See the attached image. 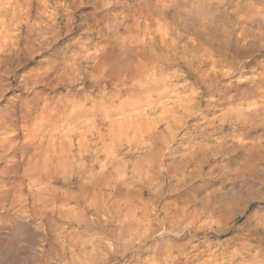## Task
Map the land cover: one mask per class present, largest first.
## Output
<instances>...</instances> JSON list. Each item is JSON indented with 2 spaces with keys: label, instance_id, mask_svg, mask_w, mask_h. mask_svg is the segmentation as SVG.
I'll return each instance as SVG.
<instances>
[{
  "label": "rangeland",
  "instance_id": "1",
  "mask_svg": "<svg viewBox=\"0 0 264 264\" xmlns=\"http://www.w3.org/2000/svg\"><path fill=\"white\" fill-rule=\"evenodd\" d=\"M5 59L43 147L0 264H264V0H0Z\"/></svg>",
  "mask_w": 264,
  "mask_h": 264
},
{
  "label": "bare ground",
  "instance_id": "2",
  "mask_svg": "<svg viewBox=\"0 0 264 264\" xmlns=\"http://www.w3.org/2000/svg\"><path fill=\"white\" fill-rule=\"evenodd\" d=\"M114 52H116V51H114ZM5 53L8 54L7 52H4V54ZM110 54H109V56L107 55V57H105V60H107V59L109 61L112 60L110 58ZM24 62H26V61H24ZM24 62L23 61L17 62L16 60H10V59H8V60L5 59L4 61L0 60V72L2 71L3 74L5 75L6 72L9 71L11 68L12 69H14V68L18 69V67L22 66L24 64ZM111 65H112V69H115L116 71L118 69H120L121 71L124 69H126V70L129 69V66H125L123 63L118 64L116 59L111 63ZM6 66H8V67H6ZM11 72H12V70H11ZM47 72H50V71H47ZM32 81L37 82V76ZM4 90L5 89H3L2 87L0 88V99L3 97L2 95H3ZM12 105H10L11 107H6V109H3L0 111V114H1V120H0V159L3 160V162H2L3 166L0 169V176H1L0 184L11 185V187H9L8 189L1 188V190H3V189L4 190L2 192H0V202H2V200L5 201L6 197L9 196V195H6V193L11 192L14 196L17 189L19 187H23V185L26 182H29L30 184H36L37 183V162H38L37 161V148L43 147L42 144L37 143V123L32 124L35 121L32 120V118H31L32 114L35 111V113H36L35 119H37V100H33V105L31 107H28L27 105L26 106L25 105H16V104L13 106ZM93 107H95V105ZM64 110H66V109H64ZM81 112H82V110H81ZM93 112H94V110L86 109L84 111V114H88V113L90 114ZM97 112L98 111H96V113ZM109 114H110V112H109ZM47 121L51 122V120H47ZM29 123H30V126H27V124H29ZM82 123H84L83 119H82V121L79 119L78 125L82 124ZM43 125L45 126V124H43ZM48 125H49V123H48ZM48 125H47V127H48ZM84 127H85V125H84ZM82 128H83V126H82ZM257 128H258L257 125L256 126L252 125L249 128L243 126L240 128V132H245V133L248 132L249 133L252 131H256ZM54 129H56V128L54 127ZM11 130L17 131V132L19 131L18 134L20 133L23 136V138L25 139V141L24 140L23 141H17L19 138V135H14L11 137H1L2 136L1 134H6L8 131H11ZM43 130H44L43 127L40 128L39 134H42ZM45 130H46V126H45ZM68 131H67V133L69 134V136L74 134V130H71L69 132ZM67 133H65V136L68 135ZM84 134H85L84 131L81 132L82 136H84ZM63 145H65V143H63ZM62 148H61V151H62L61 157H56V165L62 164V163L67 164L69 161V150H68V148H66L65 150ZM46 149L48 151H50L51 149L53 150V147L49 143L47 145ZM17 156H19V159H17ZM197 158H198L197 151H194L190 155L185 156V158L182 159L181 161H175L174 163L170 164L169 169L173 170L175 172H178V173L184 172V169H186V168L189 169L190 166L193 165V163L195 164V160ZM51 160H53V158L47 157L45 159L44 165L46 166V169H47V166L49 165ZM196 161L198 162L200 160H196ZM39 163H41V162H39ZM51 168H52V165H51ZM51 168L49 167L48 170ZM170 170H169V172H171ZM2 215H1V217H3ZM1 217H0V237H1V232H3L6 228H8L11 232H13V231H15V227H16L13 224L16 221V218L14 216H13L14 218H10V219L9 218L5 219V218H1ZM18 217H20V216H18ZM16 223H17V221H16ZM22 224H24V223H22ZM13 233H15V232H13ZM18 233L16 235H18Z\"/></svg>",
  "mask_w": 264,
  "mask_h": 264
}]
</instances>
